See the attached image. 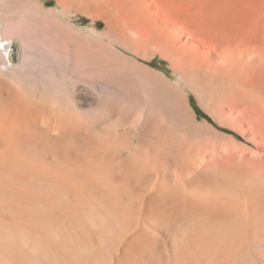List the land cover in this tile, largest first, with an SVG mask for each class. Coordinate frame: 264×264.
I'll return each mask as SVG.
<instances>
[{
	"label": "bare ground",
	"instance_id": "6f19581e",
	"mask_svg": "<svg viewBox=\"0 0 264 264\" xmlns=\"http://www.w3.org/2000/svg\"><path fill=\"white\" fill-rule=\"evenodd\" d=\"M56 1L0 0V264H264V4ZM152 43L247 143L118 49Z\"/></svg>",
	"mask_w": 264,
	"mask_h": 264
},
{
	"label": "rangeland",
	"instance_id": "374dc122",
	"mask_svg": "<svg viewBox=\"0 0 264 264\" xmlns=\"http://www.w3.org/2000/svg\"><path fill=\"white\" fill-rule=\"evenodd\" d=\"M42 7H45L46 10H57L60 11V7L57 4L56 0H40ZM43 1V2H42ZM225 1L227 0H217L220 5H224ZM254 2V0H251ZM224 4H222V3ZM252 2V3H253ZM254 3H258L259 5L264 4V0H255ZM156 4L158 6V14H159V21L157 27L165 26V23H172L175 20H183L184 22L188 21L189 12L186 9L185 0H156ZM255 5V6H258ZM58 8V9H57ZM160 8V9H159ZM66 17V18H63ZM180 17V18H179ZM62 22L67 25L68 27L72 25L75 29L83 30L82 34L90 36V32H96L98 34H106V24L102 20H96L92 17L78 14L76 12L67 13L66 15L62 16ZM64 20V21H63ZM163 21V23H162ZM70 24V25H69ZM162 30L165 27H161ZM87 32V33H86ZM93 35V39H94ZM92 37V36H91ZM156 43L147 44H136L135 47L131 45L127 49H123L118 47L119 50L123 51L128 57L136 59L138 63L142 66L149 68L151 71L155 72V74L159 75L164 83L168 86L178 87L182 91L184 90L185 94H188L190 98V105L193 108L192 116L196 119L195 121L198 124H202L205 129L213 128L214 130L218 131L219 133L236 137L240 142H246V134H244L238 128H230L221 125L218 121H216L212 115L204 109L198 97L191 92L186 85V82L182 78V73L179 70L177 62H174L170 58L166 57L162 53V49L160 46L155 45ZM16 45V46H15ZM135 45V44H134ZM142 45V46H141ZM14 62L19 63L20 60V46L18 43L14 44ZM138 46V47H137ZM158 46V47H156ZM135 48V49H134ZM173 62V63H172ZM164 79V80H163ZM174 87V88H175ZM188 92V93H187ZM191 92V93H189ZM208 123V124H207ZM205 124V125H204ZM247 143V142H246Z\"/></svg>",
	"mask_w": 264,
	"mask_h": 264
}]
</instances>
